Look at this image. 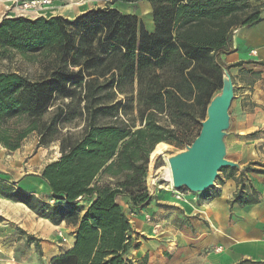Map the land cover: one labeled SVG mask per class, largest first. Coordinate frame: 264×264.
<instances>
[{"label":"trees","instance_id":"trees-1","mask_svg":"<svg viewBox=\"0 0 264 264\" xmlns=\"http://www.w3.org/2000/svg\"><path fill=\"white\" fill-rule=\"evenodd\" d=\"M141 1L150 5L152 31L114 5ZM260 19L251 0H107L71 18L0 19V145L16 151L34 135L35 148L58 151L39 173L50 201L5 181L0 195L74 226L71 248L50 264H136L116 198L126 196L133 208L150 200L154 146L193 141L221 88L220 56L233 50L234 30ZM256 196L240 176L230 203Z\"/></svg>","mask_w":264,"mask_h":264},{"label":"crops","instance_id":"crops-1","mask_svg":"<svg viewBox=\"0 0 264 264\" xmlns=\"http://www.w3.org/2000/svg\"><path fill=\"white\" fill-rule=\"evenodd\" d=\"M82 2L70 0L60 6L54 3L45 11L49 13L41 15L71 18L95 7ZM141 2L146 3L150 16L149 3ZM251 3L261 6V19L251 26L235 29L233 50L220 56L234 84L227 154L239 168L231 176L229 170L220 172L214 186L205 192L181 189L179 198L170 184L161 183L151 175L152 179L147 178L151 198L140 208H133L126 196H118L116 201L129 218L132 230L128 257L136 264H264V173L255 171L264 169V0H251ZM20 13L14 5L0 0V19ZM150 21L144 25L147 31L153 30L151 16ZM19 150L8 152L0 145V181L50 201L45 183L39 177L47 162L33 173L22 174L21 165H26V161H15ZM156 171L152 168L150 174ZM240 176L247 192L256 191L255 202L230 203ZM0 215V264H50L52 257L73 244V225L52 224L23 203L2 195ZM19 229L37 241L27 243ZM18 247L22 250L16 254Z\"/></svg>","mask_w":264,"mask_h":264},{"label":"water","instance_id":"water-1","mask_svg":"<svg viewBox=\"0 0 264 264\" xmlns=\"http://www.w3.org/2000/svg\"><path fill=\"white\" fill-rule=\"evenodd\" d=\"M234 84L227 66H221V88L209 101L198 135L182 149L166 155L171 186L202 193L215 184L221 168H239L227 158L226 136Z\"/></svg>","mask_w":264,"mask_h":264},{"label":"rangeland","instance_id":"rangeland-1","mask_svg":"<svg viewBox=\"0 0 264 264\" xmlns=\"http://www.w3.org/2000/svg\"><path fill=\"white\" fill-rule=\"evenodd\" d=\"M7 1V0H6ZM86 6H96V5H103L105 3V1L107 0H83ZM11 4L10 1H7ZM66 3H70V0H57L56 1V5H64ZM116 8H118L120 11L124 12V13H130V14H135L138 16V18L142 21L143 25H145V27L147 25H149L150 21V16L147 14V5L146 3H135V4H124V3H115L114 4ZM49 12H44L43 14H47ZM19 15V14H18ZM29 16H37L35 13L30 12L28 13ZM3 17V16H2ZM1 17V18H2ZM35 142H36V137L34 135L29 136L25 142L23 143L22 147L20 148L19 151L16 152V156H18V158L15 160L18 162L22 161V159H24V161H26V165H21L22 169L20 170V172L22 174H29V173H33L34 171H36L38 169V166L41 165L44 162H48L51 159H55L58 155V151H57V145L52 144L50 145V147L48 148H43V147H38L35 148ZM179 150L178 148H176L175 146L169 145L168 144V149L167 151L162 154L161 156H159L158 158L155 159V161L152 163V166L148 167V171H149V175H147V178L149 177V179L152 177L155 180H159L161 183H168L171 184L170 182V175H169V170H168V166L166 163V155L172 152H175ZM227 158H228V154H227ZM158 159V160H157ZM158 164L159 166L157 168H155V165ZM152 168H155L157 171L155 173L150 174V172H152ZM227 169H224L220 172L226 171ZM186 190V189H185ZM1 218V215H0ZM19 233L22 234V238L24 239V241L28 240L29 234H26L24 231L19 229ZM21 251L22 249L19 247L16 249V254H18V251Z\"/></svg>","mask_w":264,"mask_h":264},{"label":"built area","instance_id":"built-area-1","mask_svg":"<svg viewBox=\"0 0 264 264\" xmlns=\"http://www.w3.org/2000/svg\"><path fill=\"white\" fill-rule=\"evenodd\" d=\"M7 1H10L11 5H14L19 10V12H21L19 15H28V13L30 12H33L36 15H41L48 8H51L53 4L56 3L57 0H7ZM173 190L176 193V197L179 198L181 196L179 190H175V189Z\"/></svg>","mask_w":264,"mask_h":264},{"label":"bare ground","instance_id":"bare-ground-1","mask_svg":"<svg viewBox=\"0 0 264 264\" xmlns=\"http://www.w3.org/2000/svg\"><path fill=\"white\" fill-rule=\"evenodd\" d=\"M167 149H168V144H166L165 142L157 143L150 153L149 165L151 166L152 163L155 161V159L161 156L162 154H164L167 151Z\"/></svg>","mask_w":264,"mask_h":264}]
</instances>
